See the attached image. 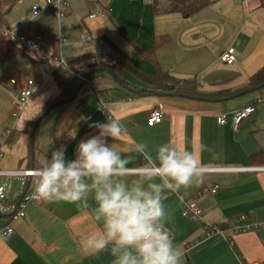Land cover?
I'll return each instance as SVG.
<instances>
[{
  "label": "crops",
  "instance_id": "0c3cea01",
  "mask_svg": "<svg viewBox=\"0 0 264 264\" xmlns=\"http://www.w3.org/2000/svg\"><path fill=\"white\" fill-rule=\"evenodd\" d=\"M168 6L169 0H70L62 18L68 40L60 49L54 47L58 16L51 9L26 19L30 29L21 37L40 34L44 49L64 59L70 55L107 52L127 58L145 72L155 73L157 65L144 58L135 43L148 50L157 36H168L169 40L156 50L161 69L181 81H194L201 93L226 95H201L220 100L144 95L126 86L127 82L138 88H151L129 70L123 71L124 84L110 73L94 74L74 100L52 108L37 123L31 164L30 123L43 112L46 102L59 94L52 70L56 68L62 74L59 67L63 66L69 71L63 76L71 78L74 74L66 64L57 65L51 59L29 69L32 64L29 58L27 67L13 72L11 79L16 78L17 83L10 80L17 85L18 93L13 94L5 87L13 94V101L4 104L0 111V120L11 122V126L0 128V146L4 151L0 168L38 169L61 144L66 146V160L71 161L75 159L78 143L98 134L90 125L106 122L107 116L118 119L126 129L114 142L121 152L126 153L133 142H144L150 150L171 143L193 151L198 161L206 165L202 184L182 189L179 195L165 194L164 203L170 213L166 227L184 252L183 264H264V165H253L250 161L253 153L264 150V92L256 90L230 98L244 90L249 78L264 65V6L261 0H216L189 17L167 12ZM90 14L95 16L89 17ZM86 30L93 40H82ZM67 42L64 56L63 46ZM231 46L236 48L237 61L227 64L221 61L220 54ZM32 54L39 56L36 52ZM26 78L37 82L35 92L38 91L39 97L36 101L32 96L30 104L18 110L16 99L22 88L20 83L23 86ZM50 78L57 90L53 86L49 90L43 88ZM101 101L110 106V113L100 110ZM158 104L163 105L166 116L162 122L150 126L147 118ZM249 104L252 112L238 129L218 122L221 113ZM7 130L11 132L5 139ZM108 142L113 143L110 138ZM201 143L211 146L212 152L201 153ZM143 164V159L137 157L132 167ZM4 181L6 177L0 176V184ZM9 181V196L16 198L21 180ZM181 196L194 201L203 210V219L211 225L229 230L235 221L252 228L237 233L229 231L228 236L219 232L207 235L200 221L183 215ZM8 223L14 232L0 235V264H113L110 252L88 254L82 247L88 236L102 233V224L94 219L91 206L78 207L62 201L32 202L23 218L0 216V226Z\"/></svg>",
  "mask_w": 264,
  "mask_h": 264
},
{
  "label": "clouds",
  "instance_id": "9594fccd",
  "mask_svg": "<svg viewBox=\"0 0 264 264\" xmlns=\"http://www.w3.org/2000/svg\"><path fill=\"white\" fill-rule=\"evenodd\" d=\"M99 108L105 114L111 111L104 101ZM90 127L98 134L78 143L75 159L66 160V146L61 144L33 171L35 198L92 207L102 233L82 242L88 254L110 252L113 264H183L184 252L166 227L170 213L165 194L179 195L202 184L206 165L193 151L171 143L150 150L144 142H133L121 152L114 142L126 129L115 118L107 116L106 122ZM199 149L213 150L204 143ZM137 157L144 164L133 169Z\"/></svg>",
  "mask_w": 264,
  "mask_h": 264
},
{
  "label": "trees",
  "instance_id": "16d2710c",
  "mask_svg": "<svg viewBox=\"0 0 264 264\" xmlns=\"http://www.w3.org/2000/svg\"><path fill=\"white\" fill-rule=\"evenodd\" d=\"M214 1L216 0H169V6L166 11L180 12L185 17H189L198 13L200 10L213 3ZM17 2L18 0H0V59L10 60L17 55L27 56L31 59L32 62L29 69H33L40 63L48 62L49 60L42 58L41 56H38L36 54V56L33 55L32 52L27 49L26 45L20 38L9 34L10 30H12V27L8 20V14ZM261 4L262 6H264V0H261ZM168 40V36H157L155 38L153 47L148 50H145L140 45L135 43V46L140 54L144 58L154 62L157 65L155 73H148L139 69L130 60L123 56H117L115 57L116 59H114L111 53H85L68 56L67 58H65V63L74 75L71 78H67L60 74L56 68L52 70V76L59 89V94L53 98H50L46 102L43 109L45 110L52 103H55V105L53 106L54 108L60 104L69 102L68 99L72 97H74V100L79 92L81 75L85 72H88V75L86 76L83 85L87 83L90 77L94 74L110 73L115 77H122L123 71L129 70L137 77L148 83L151 88H138L137 86L131 85L127 82L126 86L134 87L137 89L138 93L144 95L157 94V92L167 91L168 85H174V89L172 91L187 95H226V93H201L198 91L197 85L194 81H181L168 72L163 71L158 64L156 50ZM104 60L106 63H115L113 65H106L104 63ZM262 82H264V65L249 78L248 84L245 86V89ZM259 91L264 92V88L260 89ZM58 100L62 101L60 103H57ZM36 120H33L30 123V129L32 128ZM250 161L253 165H264V150L253 153L250 156Z\"/></svg>",
  "mask_w": 264,
  "mask_h": 264
},
{
  "label": "built area",
  "instance_id": "2783aa9c",
  "mask_svg": "<svg viewBox=\"0 0 264 264\" xmlns=\"http://www.w3.org/2000/svg\"><path fill=\"white\" fill-rule=\"evenodd\" d=\"M70 5V0H44L43 4H33L31 6V13L33 16H37L40 14L44 9H51L53 10L58 16V24L56 27V32L54 35V47L61 48L62 45L67 41V38L63 32V22L62 18L65 16V10ZM95 14H90L89 17H94ZM9 34L18 37L15 34V31L12 29L10 30ZM20 38L24 44L26 45L27 49L31 52H36L45 59L53 60L57 65H64L65 66V59L62 55L50 54V52L44 49L43 38L40 34L29 35L26 37H18ZM83 41H90L93 40L89 31H85L82 34ZM101 45H105V42L102 39L98 40ZM221 61L227 64H234L237 61L236 57V48L235 46H231L223 50L220 54ZM12 83H17L16 78L11 79ZM37 82L33 78H26L24 84L21 88L20 94L16 99V106L19 109H22L30 98L33 96L36 88ZM252 112V106L246 105L239 109L230 111L228 113H221L218 116V122L220 124H230L233 129H238L240 123L247 118ZM166 113L163 108L162 104H158L150 110L149 116L147 118V123L150 126L158 124L163 121L165 118ZM10 130H7L5 133V139L8 138L10 135ZM4 155V151L2 146H0V157ZM35 169H2L0 168V176H5L6 181L0 184V214H7L11 216L12 219L23 218L26 215V208L32 202H41V200L35 198L34 196V189L35 185L32 180V173ZM12 178H20L21 180V187L19 194L16 198H11L9 196V191L11 188V182L9 181ZM27 190L25 193L24 190ZM217 187V186H216ZM213 188V192L216 191L217 188ZM183 200V207L182 213L184 216L190 218L193 221L201 222L204 228L207 230V235L212 233H222L228 236L229 231L233 233L247 231L252 228L251 225H238L235 221L232 224V227L228 230L223 229L217 225H211L210 223L206 222L203 219V210L194 202L190 200ZM14 232L13 226L8 223L4 226H0V235L8 236Z\"/></svg>",
  "mask_w": 264,
  "mask_h": 264
},
{
  "label": "rangeland",
  "instance_id": "374dc122",
  "mask_svg": "<svg viewBox=\"0 0 264 264\" xmlns=\"http://www.w3.org/2000/svg\"><path fill=\"white\" fill-rule=\"evenodd\" d=\"M32 1L33 0H20L10 13L9 21L13 24L12 29H14L15 34L19 37L23 36V32H25L26 29H30V26L27 23L26 19H28L32 15V13H30V6H31ZM43 2H44V0H37L35 3L42 5ZM24 22H25V24L21 25L19 27V25L24 23ZM67 47H68V42L63 46L64 56L67 55V51H68ZM53 52H55V51H53ZM111 55L113 56L114 59H116L115 57H117V56H115L113 54H111ZM28 62H29V57L22 56V55H17L10 60L0 59V111L3 108H5V106H3L4 104H7L9 101H13V94H17L19 91L17 85L10 83L11 77L14 74L13 72L16 71L17 69H23V68L27 67ZM104 63L106 65H113L115 62L114 63H111V62L106 63L104 60ZM59 71L62 74H69V71L66 69V67H63V66L59 67ZM20 85H21L20 86V88H21L22 83H20ZM52 86H53V88H56V87H54L55 85H53V81L50 78L45 83L43 88L49 90ZM5 87H9L10 92H12L13 94L9 93ZM56 90H57V88H56ZM51 93H54V95H55V92H51ZM38 97H39V93H38V91H36L33 94L32 100L37 101ZM27 104H30V100L28 101ZM9 121H11V120H9ZM10 123L11 122H6L5 120H0V128H5L6 126H11Z\"/></svg>",
  "mask_w": 264,
  "mask_h": 264
},
{
  "label": "water",
  "instance_id": "95a60500",
  "mask_svg": "<svg viewBox=\"0 0 264 264\" xmlns=\"http://www.w3.org/2000/svg\"><path fill=\"white\" fill-rule=\"evenodd\" d=\"M88 75V72H85L81 75V82H80V86H79V90L81 89V87L83 86V83H84V80L86 78V76ZM119 82H121L122 84H124V81L122 80L121 77L117 76L116 77ZM168 90L167 91H161V92H157L158 95H178V96H188V97H196V98H201V99H212V100H220L221 98H208V97H204V96H193V95H187V94H183V93H179V92H174L172 91L174 89V85H168L167 86ZM264 88V82L260 83V84H257L255 86H251V87H248L236 94H233L230 96V98H234V97H237L239 95H243L245 93H248V92H253V91H256V90H260V89H263ZM74 97L72 98H69L68 101H72ZM224 99H227V98H224ZM62 100H58L57 103H60ZM55 105V103H52L51 105H49L38 117V119L35 121V123L33 124L32 128H31V134H30V154H29V160H30V163L32 164L33 162V132L37 126V123L38 121L43 118L52 108L53 106ZM27 190V187L26 189L24 190L23 193H25ZM3 214H0V216H2Z\"/></svg>",
  "mask_w": 264,
  "mask_h": 264
}]
</instances>
